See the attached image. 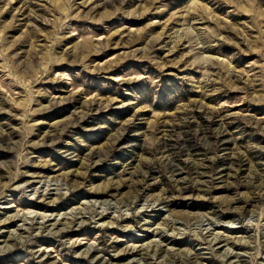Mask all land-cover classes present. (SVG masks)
<instances>
[{"label":"rangeland","instance_id":"obj_1","mask_svg":"<svg viewBox=\"0 0 264 264\" xmlns=\"http://www.w3.org/2000/svg\"><path fill=\"white\" fill-rule=\"evenodd\" d=\"M0 264H264V0H0Z\"/></svg>","mask_w":264,"mask_h":264}]
</instances>
